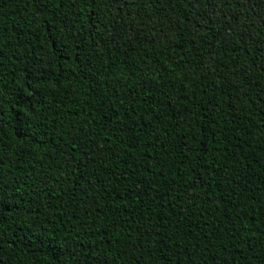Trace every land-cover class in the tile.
Masks as SVG:
<instances>
[{
  "label": "trees",
  "instance_id": "16d2710c",
  "mask_svg": "<svg viewBox=\"0 0 264 264\" xmlns=\"http://www.w3.org/2000/svg\"><path fill=\"white\" fill-rule=\"evenodd\" d=\"M0 264H264V0H0Z\"/></svg>",
  "mask_w": 264,
  "mask_h": 264
}]
</instances>
